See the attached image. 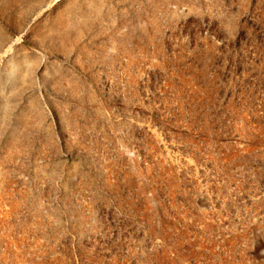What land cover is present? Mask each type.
<instances>
[{
  "label": "rangeland",
  "instance_id": "1",
  "mask_svg": "<svg viewBox=\"0 0 264 264\" xmlns=\"http://www.w3.org/2000/svg\"><path fill=\"white\" fill-rule=\"evenodd\" d=\"M0 264H264V0H0Z\"/></svg>",
  "mask_w": 264,
  "mask_h": 264
}]
</instances>
